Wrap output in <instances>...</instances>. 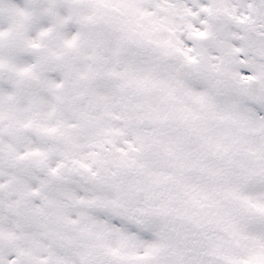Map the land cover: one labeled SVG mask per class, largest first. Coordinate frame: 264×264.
Returning <instances> with one entry per match:
<instances>
[{
	"label": "snow or ice",
	"instance_id": "1",
	"mask_svg": "<svg viewBox=\"0 0 264 264\" xmlns=\"http://www.w3.org/2000/svg\"><path fill=\"white\" fill-rule=\"evenodd\" d=\"M0 264H264V0H0Z\"/></svg>",
	"mask_w": 264,
	"mask_h": 264
}]
</instances>
